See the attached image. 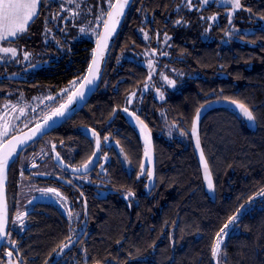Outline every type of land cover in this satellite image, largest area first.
I'll return each mask as SVG.
<instances>
[{
	"label": "trees",
	"instance_id": "obj_1",
	"mask_svg": "<svg viewBox=\"0 0 264 264\" xmlns=\"http://www.w3.org/2000/svg\"><path fill=\"white\" fill-rule=\"evenodd\" d=\"M192 5L189 10L187 0H133L98 90L62 125L63 138L72 144L76 138L79 160L88 161L95 144L93 127L102 133L101 127L115 122V108L125 105L129 95L149 81L150 69L139 58L146 60L144 54L150 49L157 63L154 77L164 97L155 99L154 90L144 94L151 162L144 157V140L137 139L133 130L129 129L134 141L125 143L123 150L130 167L139 172L144 163L152 170V179L145 173V181L129 178L123 189L108 192L109 205L97 216L85 205L82 237L81 232L73 235L59 207L37 203L40 210L28 215L26 234L31 235L17 240L25 264H213L216 233L246 203L234 221L239 232L231 234L224 246L225 262L264 264V195H260L264 190V0H241L233 19L240 27L254 28L241 33L249 42L246 45L224 43L221 38L228 28V6L202 5L200 0H192ZM102 10L108 11V0H42L34 21L12 43L21 55L0 65V107L7 98L24 93L50 94L51 110L65 101L71 91L62 90L87 72L97 39L92 30L99 33L106 19V15L97 19ZM215 15L219 23L209 19ZM163 42L167 55L161 54ZM176 69L186 73L178 76V87L163 86V73L174 76ZM192 72L197 75L191 76ZM9 74L27 79L10 80ZM216 98L244 103L252 110L257 129L226 107L213 109L202 119V145L215 183L211 191L192 136L184 127H192L197 109ZM172 123L183 133L169 131ZM18 161L12 165L9 185L14 183ZM129 190L134 193L131 197ZM62 244L68 247L61 249Z\"/></svg>",
	"mask_w": 264,
	"mask_h": 264
},
{
	"label": "flooded vegetation",
	"instance_id": "obj_2",
	"mask_svg": "<svg viewBox=\"0 0 264 264\" xmlns=\"http://www.w3.org/2000/svg\"><path fill=\"white\" fill-rule=\"evenodd\" d=\"M164 44H166V42H163V45ZM164 48L167 49V46H164ZM18 49L20 51L19 47ZM13 59L15 58L13 57L10 60L5 61L1 64L10 63V61ZM109 59L110 56L108 58V61ZM140 59L141 62L147 66V64L144 62L145 60L139 58V60ZM21 62H23V60ZM7 76L10 78V80L27 79L24 75H19V74H9ZM185 76L186 73L182 72L181 77H185ZM121 80L122 79H120V81ZM179 81L181 83L180 79H178V82ZM165 86L168 85L165 84ZM168 88L174 89V87H170V86H168ZM143 89L144 87L142 86L138 91L132 92L135 93V95L131 97V103L127 102L125 103V105L117 106L115 108V113L117 114L115 122L110 123L108 126L101 127L102 133H99L95 126L93 127L91 133L93 134V130H94L95 133L97 134V135H93L95 142L93 152H96L97 149L96 141L98 137H100L102 144H101V156L99 159V163L92 171L88 173L80 174L66 169L65 168L66 166L65 167L61 166L60 162L64 163L65 165L71 168L78 169V168H83L82 165L85 163L79 160L78 157L79 145L77 139L74 138L75 142L72 144L69 143V141L66 142V140L63 138L64 131L62 129V125L54 129L50 133L44 135L43 137L37 139L35 142L31 143L15 157V159L13 160V162L9 167L8 175H7L6 197H7V207H8V226H7L8 235L6 237L5 242L0 247V257L4 256L5 253L8 252L9 245L7 244V239L11 236L12 240L15 242L16 245L15 248H12L16 259V264H25L21 260V252L20 250H18L19 247L17 245V240H21L31 235L30 233L26 234L27 232L26 229L29 227L28 215L30 212L34 211L35 209L40 210L35 207L36 204L50 203V202H36L33 208L29 210L26 214L25 228L22 231H16L12 228L14 217L16 213L20 210V206L23 204L24 199L28 198L31 195V192L29 191L27 193V191L30 190V188L33 185H35V187H42V188L51 187V188L62 189L64 193H66V195L68 196V199H70L71 201V205H70L71 211L79 213L80 210L81 212V216H80L81 218L78 221L79 223L78 226H80L81 222L85 218L84 216V208L86 209L85 205L88 207V212L92 210L94 215L97 216L98 212H101L103 208L109 205V203L106 201L108 197L107 195L108 192L123 189L129 178L133 179V181H139V180L145 181L144 179L145 174L141 175L140 171L136 172L134 169L130 167L129 164L130 160L126 156V153L123 150V146H125V143L129 141L130 142L134 141L133 136L131 135L129 129L134 131L137 139L144 140L145 133H147V135L150 134V132L148 131V127L146 126V121H150V119L148 117L147 109H145L146 100ZM42 94L46 96V92ZM16 95L17 94L13 95L10 98H7L4 101L3 105L0 107V113L3 109H5V105H8L11 101L17 100L18 97H28V98L34 97V96H28V94L26 93L18 96ZM154 98L161 99L159 96H156ZM150 100L152 101L153 98H151ZM96 105L99 106L100 104H96ZM125 108L128 109L127 112L124 111ZM137 117L139 118V121H142L143 125L146 126L144 132L141 131L142 125L137 120ZM43 119L44 117H42L40 120ZM37 122L38 121H36L35 123ZM172 124H174L175 126L177 125V123H172ZM171 125L169 126V128H172ZM191 128L192 127L190 128L184 127V130L188 132L189 135H191L189 133V130ZM170 130H173L174 133L176 132H178L179 134L183 133V130L179 127L177 131H175L174 128ZM16 133L17 132H13L8 138H10L12 135ZM101 134L104 137H108V139L105 140ZM57 153L59 154V158H57ZM18 159L19 161L14 169V175H13L14 183L13 185H9V181H10L9 177H10V171L12 165ZM93 159L94 157H92V161ZM85 175L88 176V179L86 180L81 179ZM50 204L56 205L54 203H50ZM63 214L65 213L63 212ZM78 226L72 227L73 235L76 237L79 235V232H81V237H82L85 235L86 229L79 228V230H76ZM127 236L128 234H126V237ZM126 237L125 239H127Z\"/></svg>",
	"mask_w": 264,
	"mask_h": 264
},
{
	"label": "snow or ice",
	"instance_id": "obj_3",
	"mask_svg": "<svg viewBox=\"0 0 264 264\" xmlns=\"http://www.w3.org/2000/svg\"><path fill=\"white\" fill-rule=\"evenodd\" d=\"M231 7L233 10L241 9L242 5L240 0H230ZM40 0H0V41L7 40L9 37H17L27 31L28 25L36 18L38 15V5ZM129 3V0H115V3L108 0V11L105 13L103 10L101 11V16L97 17L100 20L102 17L106 15V19L102 20L103 23V32L97 33L95 29L92 30L93 34L97 36L96 39V48L93 50L91 63L88 65L87 74L84 75L80 80L70 82L72 87L70 89H64L62 91L68 92L71 91V95L68 96V101L65 104H61L58 108H56L50 115L44 117L43 124L37 122L35 127L28 132H24L20 135H13L10 139L5 140V137L9 136L10 133V122L5 117H0V239H3L8 234L6 232V223H7V204L4 199V184L6 178V169L9 165L11 158L16 154L17 149L20 145H23L27 141L31 140L38 133L42 131V129L48 125L49 121H51L54 117L63 116L65 114V110L68 108V105L73 102L77 97H83L84 88L87 85H90L97 78L99 72L100 61L104 56V51L108 46V39L113 35L116 25L119 23L120 18L124 13L125 6ZM202 4L209 3V0H201ZM187 6L189 10L192 9V0H187ZM55 18V17H53ZM203 18V17H202ZM209 19H215V17H209ZM177 24H180L181 21L177 20ZM81 33L86 31L85 28L81 27L79 29ZM147 38V37H145ZM168 37H165L167 40ZM0 53L10 54L12 57H16L17 49L13 47H0ZM162 55H167V53H161ZM29 54L27 52L24 53V59H28ZM2 58V57H0ZM149 67H152L151 62L149 63ZM151 79V75L149 76ZM164 79L167 80V77ZM82 81V83H81ZM80 84L79 88L75 86ZM169 84H174L175 82L172 80H168ZM135 93L130 94L128 102L131 103V97L134 96ZM163 99V94L160 96ZM47 99H53L51 96L47 97ZM232 103L236 104L237 107L243 112V114L249 119L254 120L253 113L246 107L243 103L233 100ZM11 108L12 111H16L15 105H5V110ZM19 111L21 114L24 112L23 108H20ZM125 112L128 111L127 108L124 109ZM200 116V110L197 109L196 117L193 120L192 124V134L196 136V147L200 149V140L197 135V124ZM139 121V118L137 117ZM142 125L141 131L144 132L146 126L143 125L142 121H139ZM93 135H97L93 130ZM105 140L108 137H104ZM97 149L100 146V140L97 138L96 141ZM97 155L96 152H93L92 157ZM92 157L86 161L82 167L87 169L89 164L92 162ZM144 157L150 163L152 159V147L149 136L147 133L144 135ZM57 158H59V154L57 153ZM200 160L203 166L204 179L207 181V186L209 189L213 187L211 173L209 170V165L207 160L205 159L203 150H200ZM147 174L149 179H152L153 172L152 170L146 169L145 164L141 163L140 165V174ZM70 183V181H69ZM42 193H51L56 196H59L60 193L54 188L40 189ZM134 193L129 190L127 192V196L131 197ZM260 195H264V190H261ZM239 211V210H238ZM24 216L25 213H17L15 220L19 221L21 226L24 224ZM237 219L236 216H232L229 218V222L224 225L220 229L219 232L216 233V239L212 245L211 253L213 257H217L221 252V245L224 239V234L226 229ZM69 244L71 243V237L68 238ZM15 243V242H12ZM61 249L68 247V244L60 245ZM12 252L9 251L6 255L11 257ZM11 264V262H9Z\"/></svg>",
	"mask_w": 264,
	"mask_h": 264
},
{
	"label": "rangeland",
	"instance_id": "obj_4",
	"mask_svg": "<svg viewBox=\"0 0 264 264\" xmlns=\"http://www.w3.org/2000/svg\"><path fill=\"white\" fill-rule=\"evenodd\" d=\"M60 1V0H57ZM201 1V0H200ZM42 0H40V3L38 5V12L40 9V5H41ZM241 2V0H240ZM209 3H216L218 5H224V6H228V12H229V19H228V28L226 29V31L224 32V34H222L221 38L223 39V42L226 43H230V42H238L241 44L246 45L247 43H249L246 39L243 38V35H241V33L246 32V33H250L254 30L253 27H250L248 25H243V26H238L236 25L235 21L233 19H235V16L237 14H239L238 12L239 10H233L231 7V2L230 0H209ZM208 4V3H207ZM207 4H202V5H207ZM215 17V19H210L213 22L212 23H219V17L217 15L213 16ZM34 21V20H33ZM31 24V23H30ZM29 24V25H30ZM28 25V27H29ZM207 28H210V25L207 24L206 26ZM22 35V34H21ZM21 35L17 36V37H9L7 40L4 41H0V47H13L17 49V55L14 58L19 57L20 51L18 49V47H14L12 43H14V41H16ZM163 46H167L166 44H164ZM166 48H164V51H162L163 53H166ZM145 56H146V60L144 61L147 66L149 67V63L151 62L152 67L150 68V72H151V79H149V81L147 82V84L145 85L143 92L145 93L147 90H154L156 92V96H161L162 91L161 88H159V86L157 85V80L155 79L154 75L156 73L157 70V63L156 60L154 59V54L152 55V51L149 49L145 52ZM0 64L10 60L11 58H13L10 54H3L0 53ZM164 76H162V81H163V86L168 85L170 87H177L178 86V76L181 75L180 71L176 69L175 71V75L171 76L169 74L163 73ZM193 75H197V73L192 72L191 76ZM165 77H167V80L164 79ZM168 80H172L175 83L174 84H169ZM165 83V84H164ZM50 95L46 94V96L39 95V96H34L32 98H28V97H18L17 100L11 101L9 104L11 105H15L16 106V111H12L11 108H8L7 111L5 109H3L0 113V117H5L9 122H10V133L9 136L13 133V132H20L22 130H25L29 127H31L36 121H39L42 117H45L50 110L52 109V101L54 100L51 99H47V97H49ZM20 108L24 109V112L21 114V112L19 111ZM0 123H2V121H0ZM172 128H175L174 130L177 131L178 127L177 125L175 126L174 124L171 125ZM170 131V129H169ZM5 137V140L9 137ZM87 177V178H86ZM81 179L86 180L88 179V176L85 175L83 176ZM7 182V179H6ZM35 185H33L30 190H26L27 193L30 191L31 195L28 198H25L23 201V204L20 206V210L18 211L19 213H25L24 216V224L23 226H21V224L19 223V221L15 220V217L17 215H15L14 220H13V229L16 231H22L25 228V218H26V214L29 210H31L34 206V204L36 202H50V203H54L57 206H59L62 211L67 215V217L69 218V221L71 223L72 227H76L79 225L78 221L80 220V216H81V212L79 210V213L73 212L71 211L70 205H71V201L70 199H68V196L66 195V193H64V191L62 189H56L60 195L56 196L54 194L51 193H42L41 191H39L40 189H47L45 187H35ZM51 188V187H49ZM26 189V188H25ZM80 226H78L76 228V230H79ZM84 232V231H83ZM239 232V227L237 225L234 224V222L226 229V232L224 234V239L221 245V252L220 254L215 257V264H226L225 262V251H224V246L227 243V240L229 238V236L233 233ZM11 238V236L7 239V244L9 245L8 248V252L11 251L13 254L11 257L7 256L5 253L4 256L0 257V264H9V262H11V264H16V259H15V255L14 252L12 250V248H15L16 245Z\"/></svg>",
	"mask_w": 264,
	"mask_h": 264
},
{
	"label": "water",
	"instance_id": "obj_5",
	"mask_svg": "<svg viewBox=\"0 0 264 264\" xmlns=\"http://www.w3.org/2000/svg\"><path fill=\"white\" fill-rule=\"evenodd\" d=\"M133 0H129V3L125 6V9H124V13L122 15V17L120 18L119 20V23L116 25V28H115V31L113 33V35L108 39V46L107 48L105 49L104 51V56L103 58L101 59L100 61V65H99V72H98V75H97V78L94 80V82L90 85H87L85 88H84V95L83 97H77L76 99L73 100V102L68 106V108L65 110V114L63 116H59V117H54L51 121H49L48 125L45 126L42 131L40 133H38L35 137H33L31 140L27 141L26 143H24L23 145H20L17 149V152L15 155V157L21 152L23 151L27 146H29L31 143L35 142L37 139L43 137L44 135L50 133L51 131H53L54 129L58 128L59 126L63 125L66 121H68L69 119H71L75 114H77L78 112H80L85 106L86 104L89 102V100L91 99V97L93 96V94L98 90V87L102 81V78H103V75H104V71H105V67H106V64H107V61H108V58L110 56V52L114 46V43L119 35V33L121 32V29H122V26H123V23L127 17V14L130 10V7H131V4H132ZM115 3V1H114ZM107 18V17H106ZM103 32V26L100 30L99 33H102ZM95 48H96V43H95ZM91 63V62H90ZM87 74V72H86ZM85 74V75H86ZM82 83V82H81ZM80 87V85L78 86V88ZM68 101V98L63 101L61 104H64L65 102ZM232 99H226V98H217V99H212L210 101H208L207 103L203 104L199 110H200V116H199V120H198V124H197V135L199 137V140H200V149H197L196 147V136H194L192 134V128L189 130V133L192 135L193 137V144H194V147H195V151H196V154H197V157H198V160L200 162V165L202 167V171H203V166H202V163H201V160H200V150L202 149L203 150V153H204V156H205V159L207 160L208 162V159L206 157V154H205V151H204V148H203V145H202V140H201V135H200V124H201V121L202 119L210 112L212 111L213 109H216V108H221V107H226V108H231V109H234L236 110L237 112H239L240 114H242V116L245 117V119L247 120L248 124L250 127L254 128V129H257V124H256V120H255V117H254V120H249L244 114L243 112L237 107L236 104L232 103ZM236 101V100H235ZM239 102V101H238ZM242 103V102H240ZM60 104V105H61ZM59 105V106H60ZM245 105V104H244ZM58 106V107H59ZM246 106V105H245ZM57 107V108H58ZM247 107V106H246ZM56 109V108H55ZM54 109V110H55ZM54 110H50V112L47 114V115H50L52 113V111ZM249 110L252 112V110L249 108ZM197 113V112H196ZM253 113V112H252ZM46 115V116H47ZM254 116V115H253ZM196 117V115H195ZM194 117V118H195ZM44 120V119H43ZM43 120H40L38 121L39 123L43 124ZM36 123L34 125H32L31 127L25 129V130H22L14 135H20L24 132H28L29 130L33 129L35 127ZM13 136V135H12ZM11 138V137H10ZM8 138V139H10ZM99 140H100V137H98ZM101 140H100V146L98 149H96V153L97 155L94 157L92 163L88 166L87 169L85 168H78V169H74V168H71L67 165H65L64 163L60 162L61 166L65 167L66 169L68 170H71L72 172H76V173H80V174H84V173H88L90 171H92L96 166L97 164L99 163V159H100V156H101ZM15 159V158H14ZM208 165H209V162H208ZM9 170V169H8ZM209 170H210V173H211V179H212V183H213V187L211 189L208 188L207 186V181L205 180V184H206V187L207 189L211 190V191H214V187H215V183H214V178H213V175H212V171H211V168H210V165H209ZM7 175H8V171L6 172ZM203 176H204V172H203ZM6 179H7V176L5 178V184H4V199H5V202L7 204V197H6ZM247 206V203L244 204L240 209L239 211L236 213V216H239L241 211L243 210L244 207ZM7 226H8V207H7V223H6V232H7ZM7 237V236H6ZM6 237H4L3 239H0V247L3 245V243L5 242L6 240ZM90 264H99V263H90ZM213 264H215V257H213Z\"/></svg>",
	"mask_w": 264,
	"mask_h": 264
},
{
	"label": "bare ground",
	"instance_id": "obj_6",
	"mask_svg": "<svg viewBox=\"0 0 264 264\" xmlns=\"http://www.w3.org/2000/svg\"><path fill=\"white\" fill-rule=\"evenodd\" d=\"M65 103H67V102H65ZM65 103H64V104H65ZM69 105H70V104H69ZM69 105H68V106H69ZM14 158H15V155L11 158V160H10V162H9V165H8V167H7V169H6V172L8 171V169H9L11 163L13 162ZM6 176H7V173H6Z\"/></svg>",
	"mask_w": 264,
	"mask_h": 264
}]
</instances>
